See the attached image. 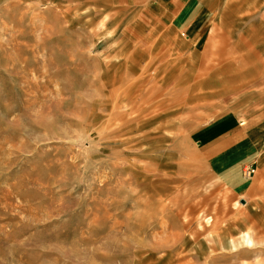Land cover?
Here are the masks:
<instances>
[{"label":"rangeland","instance_id":"rangeland-1","mask_svg":"<svg viewBox=\"0 0 264 264\" xmlns=\"http://www.w3.org/2000/svg\"><path fill=\"white\" fill-rule=\"evenodd\" d=\"M169 17L0 0V264H264V59Z\"/></svg>","mask_w":264,"mask_h":264},{"label":"crops","instance_id":"crops-1","mask_svg":"<svg viewBox=\"0 0 264 264\" xmlns=\"http://www.w3.org/2000/svg\"><path fill=\"white\" fill-rule=\"evenodd\" d=\"M140 1V0H139ZM162 7L176 28L191 34L194 40L207 36L221 37L231 49L258 54L264 59V0H146ZM234 38H237L234 40ZM261 66V65H260ZM258 70V63L254 66ZM264 123L258 126V147L264 136ZM260 135H262L260 137ZM251 139L246 137L245 143ZM252 143V141H251ZM260 144V145H259ZM247 146V145H246ZM248 149V148H247ZM220 166H217L219 168ZM216 168V173L218 172ZM217 175V185L240 192L239 185L229 181V172ZM222 178V179H220Z\"/></svg>","mask_w":264,"mask_h":264},{"label":"built area","instance_id":"built-area-1","mask_svg":"<svg viewBox=\"0 0 264 264\" xmlns=\"http://www.w3.org/2000/svg\"><path fill=\"white\" fill-rule=\"evenodd\" d=\"M251 173H254V170H248L247 171V176H249Z\"/></svg>","mask_w":264,"mask_h":264}]
</instances>
